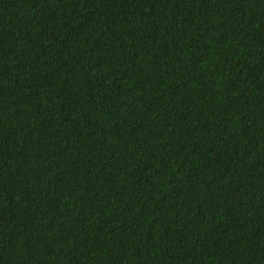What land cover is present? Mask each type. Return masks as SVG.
<instances>
[{
  "label": "trees",
  "instance_id": "16d2710c",
  "mask_svg": "<svg viewBox=\"0 0 264 264\" xmlns=\"http://www.w3.org/2000/svg\"><path fill=\"white\" fill-rule=\"evenodd\" d=\"M0 264H264V0H0Z\"/></svg>",
  "mask_w": 264,
  "mask_h": 264
}]
</instances>
